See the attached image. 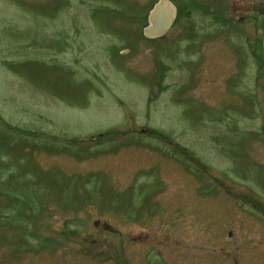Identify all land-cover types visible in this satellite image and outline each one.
<instances>
[{
    "label": "rangeland",
    "instance_id": "374dc122",
    "mask_svg": "<svg viewBox=\"0 0 264 264\" xmlns=\"http://www.w3.org/2000/svg\"><path fill=\"white\" fill-rule=\"evenodd\" d=\"M158 1L0 0V264H264V6Z\"/></svg>",
    "mask_w": 264,
    "mask_h": 264
},
{
    "label": "water",
    "instance_id": "95a60500",
    "mask_svg": "<svg viewBox=\"0 0 264 264\" xmlns=\"http://www.w3.org/2000/svg\"><path fill=\"white\" fill-rule=\"evenodd\" d=\"M243 1L245 4H261L264 5V0H232ZM249 10V6L243 8ZM237 7L234 5L233 11L237 12ZM178 16V9L170 0H159L149 14L148 26L144 29V36L149 40H155L165 37L173 28Z\"/></svg>",
    "mask_w": 264,
    "mask_h": 264
},
{
    "label": "flooded vegetation",
    "instance_id": "af4514ba",
    "mask_svg": "<svg viewBox=\"0 0 264 264\" xmlns=\"http://www.w3.org/2000/svg\"><path fill=\"white\" fill-rule=\"evenodd\" d=\"M232 11H233V7L234 5L237 7V13L238 12H243V13H247L249 11H251L254 7H263L264 5H261V4H253V3H248V4H245L243 1H232ZM177 6V5H176ZM246 6H249V10L248 11H245L243 8L246 7ZM177 9H178V13L180 12V10H182L181 7H178L177 6ZM234 12V11H233ZM235 13V12H234Z\"/></svg>",
    "mask_w": 264,
    "mask_h": 264
},
{
    "label": "trees",
    "instance_id": "16d2710c",
    "mask_svg": "<svg viewBox=\"0 0 264 264\" xmlns=\"http://www.w3.org/2000/svg\"><path fill=\"white\" fill-rule=\"evenodd\" d=\"M180 14H181V10H180V12H179V16H180ZM256 49H257V48H256ZM255 51H256V50H255ZM255 51H254V52H255ZM257 56H259V55H257ZM259 57H260V56H259ZM260 58H261V57H260ZM100 138H101V137H100Z\"/></svg>",
    "mask_w": 264,
    "mask_h": 264
}]
</instances>
